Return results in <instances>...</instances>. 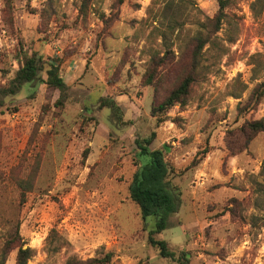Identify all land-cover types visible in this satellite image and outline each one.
Segmentation results:
<instances>
[{"label": "rangeland", "instance_id": "obj_1", "mask_svg": "<svg viewBox=\"0 0 264 264\" xmlns=\"http://www.w3.org/2000/svg\"><path fill=\"white\" fill-rule=\"evenodd\" d=\"M33 53L38 77L0 95V247L30 246L29 264H180L130 197L136 139L155 131L180 207L154 236L188 264H264V131L247 127L264 121V0H0V86ZM188 76L185 103L152 115Z\"/></svg>", "mask_w": 264, "mask_h": 264}, {"label": "trees", "instance_id": "obj_2", "mask_svg": "<svg viewBox=\"0 0 264 264\" xmlns=\"http://www.w3.org/2000/svg\"><path fill=\"white\" fill-rule=\"evenodd\" d=\"M226 0H219L220 7L225 6ZM44 61L33 53L27 57L22 66L17 70L15 76L11 79L7 87L0 86V95L15 94L27 82L34 81L40 71L43 70ZM47 68V77L44 81L61 92L59 102L64 103L66 96V83L60 76L58 66L50 62ZM193 78L186 77L170 94L157 106L152 108V115L166 112L172 106L178 103H185L186 96L190 91ZM264 86V82L262 83ZM3 101H0V105ZM102 105L111 109L112 114L118 121L124 122L119 106L112 98L103 99ZM247 127L251 133L264 131V121L257 120L248 123ZM156 139V132L152 131L149 135L136 139L137 152V169L133 174L129 185L130 197L140 207L141 215L144 222L150 217L155 218L154 228L150 231L149 242L158 248L161 256L171 258L180 264H188L189 258L185 252L177 254L171 250L167 241L157 239L154 234L160 233L171 226V217L180 207V200L170 187L168 179L170 166L165 159L164 151L161 148H151V144ZM89 149L85 150V156ZM19 237V229H16L14 237ZM12 240L5 241L0 247V264H5L9 253L18 248L17 264H29V259L33 256V249L30 246L24 247V244H13ZM59 246V245H58ZM111 258L107 254L105 262Z\"/></svg>", "mask_w": 264, "mask_h": 264}]
</instances>
